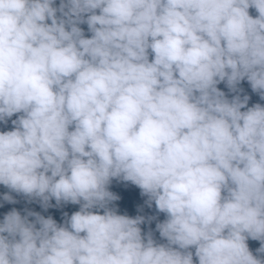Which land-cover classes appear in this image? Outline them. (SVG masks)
Masks as SVG:
<instances>
[{
  "label": "clouds",
  "instance_id": "1",
  "mask_svg": "<svg viewBox=\"0 0 264 264\" xmlns=\"http://www.w3.org/2000/svg\"><path fill=\"white\" fill-rule=\"evenodd\" d=\"M53 3L0 0V121L24 114L0 132V184L80 210L67 226L6 214L0 264H193L192 247L198 264H264L246 243L264 254V107L216 88L246 78L264 100V0ZM113 178L166 214L167 244L109 209Z\"/></svg>",
  "mask_w": 264,
  "mask_h": 264
},
{
  "label": "trees",
  "instance_id": "2",
  "mask_svg": "<svg viewBox=\"0 0 264 264\" xmlns=\"http://www.w3.org/2000/svg\"><path fill=\"white\" fill-rule=\"evenodd\" d=\"M60 5L61 0H54L52 7L59 9ZM65 11H67V9H65ZM248 11L252 18H256L258 16V13L254 8H249ZM96 14H99V10H96ZM88 15L90 14H84L83 18L86 20ZM56 17L58 20L65 19L60 11L56 12ZM45 23L50 26L51 20H46ZM77 27L82 30L84 38L90 39L92 37L93 34L90 32L87 23H80L77 25ZM66 30L70 31V27L67 24ZM153 58L154 56L151 53V50H149V61L151 62ZM216 88L223 92L225 98L229 101H231L236 96H239L241 100H243L245 96L249 97L247 106L241 109L242 112L246 111L247 108L253 107L255 104H260L262 107H264V100L260 98L259 93L253 92L251 85L246 78L236 86L237 91L235 92L228 88L226 81L217 83ZM21 115L24 114L22 112L16 113L11 118H6V122L0 121V132L14 130L15 126L12 124V121L16 120ZM69 130L71 131L73 129L70 127ZM107 187L108 191L119 197V199L112 201L108 205L109 209L114 210L118 215H125L129 218H136L137 216L144 217V222L141 223L139 227L141 229V236L142 238H145V242L147 235L151 233L156 244H167V240L162 238L156 229L157 223L164 222L167 217L165 213L159 212L157 210L154 201L151 203V206H149V197L142 195L141 189L133 185L131 182L123 181L122 178L111 179ZM5 194L12 196L15 203H9L5 201L3 199ZM222 195H224L223 192ZM81 203H83V201H81ZM13 210L17 211L22 218L27 216L30 223L35 222V217L28 216V213L34 212L43 216L45 219L51 217L58 226H67V220L71 218L73 213L80 210V204L65 203L61 201V203L57 205L55 199L53 198L49 201V206L45 208L42 206L40 198H33L23 194H18L6 186L0 184V223L3 222L5 215ZM90 211H92L94 214H104V210L99 208H93L90 209ZM36 227L38 229L39 225L37 224ZM81 235L84 234L82 233ZM246 243L254 258L264 260V254L257 253V249L261 246L260 241L248 238ZM177 247L178 246L173 245V248ZM188 250L193 252V264H198V258L195 257V248L192 247Z\"/></svg>",
  "mask_w": 264,
  "mask_h": 264
}]
</instances>
